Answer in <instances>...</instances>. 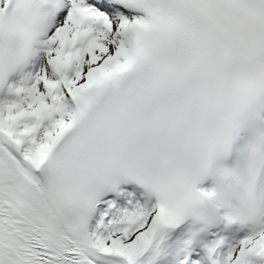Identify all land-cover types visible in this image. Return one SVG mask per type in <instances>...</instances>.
Returning a JSON list of instances; mask_svg holds the SVG:
<instances>
[{
    "label": "snow or ice",
    "instance_id": "1",
    "mask_svg": "<svg viewBox=\"0 0 264 264\" xmlns=\"http://www.w3.org/2000/svg\"><path fill=\"white\" fill-rule=\"evenodd\" d=\"M0 264H264V0H0Z\"/></svg>",
    "mask_w": 264,
    "mask_h": 264
}]
</instances>
